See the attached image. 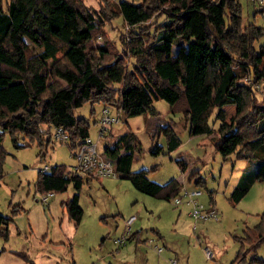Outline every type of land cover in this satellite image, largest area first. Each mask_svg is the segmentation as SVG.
Listing matches in <instances>:
<instances>
[{
	"label": "trees",
	"instance_id": "obj_1",
	"mask_svg": "<svg viewBox=\"0 0 264 264\" xmlns=\"http://www.w3.org/2000/svg\"><path fill=\"white\" fill-rule=\"evenodd\" d=\"M116 18L124 24L121 47L105 28ZM24 25L42 39L37 56L47 78L27 67L31 51ZM262 32L251 22L243 24L238 0H96V5L86 0H0V162L6 132L14 147L26 146L19 143L24 137L46 148L52 139L50 127L61 126L73 151L89 135V119L74 113L86 101L125 117L158 115L148 87L153 85L172 114H183L191 134L211 135L212 120H219L215 149L224 157L234 153L236 158L257 160L256 178L264 181V99L257 101L253 88L264 82V44L254 46ZM227 105L234 106L229 117ZM94 112L92 108L90 115ZM175 125L170 118L151 134L153 140L164 136L167 154L181 143ZM136 149L139 142L127 129L103 152L115 160L118 176L137 190L164 199L177 194L181 184L176 178L157 183L146 169L131 170ZM162 149L155 142L150 152ZM44 154L40 149L38 155ZM69 172L63 164L51 165L38 171L35 187L46 194L64 191L72 183L75 192L64 204L77 223L84 176ZM247 189L234 187L231 200L239 201ZM10 220L0 212V235L5 238ZM240 239L247 246L229 264L263 262L256 248L264 244V211Z\"/></svg>",
	"mask_w": 264,
	"mask_h": 264
},
{
	"label": "rangeland",
	"instance_id": "obj_2",
	"mask_svg": "<svg viewBox=\"0 0 264 264\" xmlns=\"http://www.w3.org/2000/svg\"><path fill=\"white\" fill-rule=\"evenodd\" d=\"M238 1L243 24L251 22L263 29L254 46L264 44V3ZM86 2L96 5V0ZM24 28V40L31 51L27 67L47 78L48 71L37 56L42 39L27 26ZM105 28L110 40L121 47V18L107 23ZM96 42L102 39L98 37ZM176 50L173 46L171 53ZM148 87L158 115H119L120 120L113 125L114 132L130 129L139 142L131 170L146 169L147 176L157 183L176 178L181 187L199 190L196 200L206 208L212 206L217 218H194L184 196L181 203L174 204L173 197L182 195L181 187L170 199L157 198L137 190L126 178L107 176L88 180L83 177L78 190L82 211L76 223V218H69L64 204L75 192L72 183L64 191L46 194L35 187L38 170L43 166L63 164L67 170L72 167L74 157L69 146L52 137L45 148L23 137L19 143L27 145L14 147L6 132L2 140L5 155L0 162V212L11 220L7 237L0 235V264H229L237 251L247 246L240 238L264 211V181L256 178L259 162L236 158L234 153L222 156L213 143V138L218 137L219 120L211 119V135L191 134L183 114H172L158 89ZM253 88L256 100L264 99V82ZM92 108L96 112L90 115ZM99 108V103L86 101L74 110L75 115L89 119L92 140H96L98 126L93 121ZM225 108L227 117L233 115V105ZM170 118L176 123L174 129L181 143L167 154L164 136L155 135L153 140L151 134L156 124H165ZM53 129L51 126L50 132ZM155 142L163 146L157 154L150 152ZM103 145L102 140L100 146ZM40 149L44 156L38 155ZM179 159L185 163L183 168ZM242 185L248 186L246 193L239 201H232L230 193ZM43 195L46 202L41 199ZM130 215L135 219L126 232L124 222ZM121 236L125 241L118 244L116 239ZM256 253L263 262L254 264H264V244L256 248Z\"/></svg>",
	"mask_w": 264,
	"mask_h": 264
},
{
	"label": "built area",
	"instance_id": "obj_3",
	"mask_svg": "<svg viewBox=\"0 0 264 264\" xmlns=\"http://www.w3.org/2000/svg\"><path fill=\"white\" fill-rule=\"evenodd\" d=\"M258 3H264V0H257ZM119 121L118 111L110 109L107 106H101L99 110V115L97 118V126L98 129L96 131L97 139H101L106 136L111 125L114 122ZM51 137L56 140H60L65 142L67 140L66 131L63 130L61 126H55L53 131L51 132ZM96 140H92L88 135L85 137L72 151V155L74 157V164L71 168H69L70 174L80 175L84 177H115L118 176V172L115 169V160L105 155V153L99 150L98 142ZM47 166H43L38 171L47 170ZM180 191H182V195L174 196L173 202L174 204H179L182 202V196L186 198L185 203L190 205V215L194 218L199 217H213L217 218V214L215 209L211 206L206 208L202 203H199L195 196L199 193L197 189L187 190L186 188L181 187ZM42 201L46 202L47 197L45 195L42 196ZM135 219L134 215H130L127 219H125L124 225L126 232L129 231L130 225ZM125 241V237L121 236L116 239L118 244L123 243ZM170 263H173L171 261Z\"/></svg>",
	"mask_w": 264,
	"mask_h": 264
},
{
	"label": "crops",
	"instance_id": "obj_4",
	"mask_svg": "<svg viewBox=\"0 0 264 264\" xmlns=\"http://www.w3.org/2000/svg\"><path fill=\"white\" fill-rule=\"evenodd\" d=\"M100 107H101V104H100ZM99 110H100V108H99ZM99 110H98V112L96 113V115H95V119L94 120H96L97 119V117H98V115H99ZM96 112V111H95ZM94 112V113H95ZM94 124H96L97 125V122H94ZM113 125H114V123L111 125V127H110V129H109V131H108V133L106 134V136L105 137H103V138H101V139H97V134H96V139H97V142H98V147H99V150H101V151H103V148L105 147V145L106 144H111V142H113V140L115 139V137L117 136V135H119L120 133H122L121 131L119 132L118 130L117 131H115L114 132V129L115 128H113ZM157 125V124H156ZM155 125V126H156ZM161 125H163V124H161ZM155 126H154V128H155ZM154 128L152 129V132H153V130H154ZM97 131V130H96ZM103 140V142H104V145L103 146H100V142ZM48 169H49V167H48ZM47 169V170H48ZM46 171V170H45ZM178 180V179H177ZM178 181H180V180H178ZM181 182V181H180ZM124 243V242H123ZM120 244H122V243H120Z\"/></svg>",
	"mask_w": 264,
	"mask_h": 264
}]
</instances>
